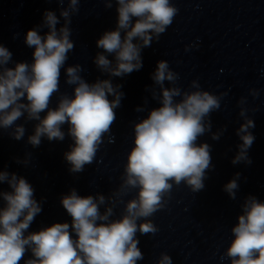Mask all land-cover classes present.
Masks as SVG:
<instances>
[{
	"label": "clouds",
	"instance_id": "obj_1",
	"mask_svg": "<svg viewBox=\"0 0 264 264\" xmlns=\"http://www.w3.org/2000/svg\"><path fill=\"white\" fill-rule=\"evenodd\" d=\"M64 2L58 0L60 5ZM104 2L105 7H112L113 0ZM115 3L116 28L105 31L96 41L103 52L97 53L94 63L109 77H123L143 67L142 50L159 40L178 9L170 0ZM79 4L80 0H67V7H61L64 24L59 29L60 19L55 12L46 10L42 25L27 31L25 43L34 48L31 64L19 62L7 67L12 53L0 45V129H12L9 135L19 141L26 129L16 121L22 117L25 122L37 121L33 134L27 138V143L35 148L42 138L63 141L66 133L62 128L67 124V135L73 144L64 158L70 165L69 172L74 174L93 162L103 137L116 121L115 109L124 96L122 85L113 84L111 79L87 82L81 75L82 66L76 64L65 69V83L74 86V94H61L56 107H49L53 95L60 91L61 69L74 49L69 25L72 15L79 12ZM41 27L48 29L44 35L40 34ZM188 50L186 46L185 51ZM105 53L113 55L114 62ZM151 79L160 89L159 96L152 92L159 106L133 124L134 146L127 155L120 189L108 197L99 193L80 196L71 189L60 201L71 224L54 223L28 232L42 211V204L34 199V189L24 177L0 171V183L6 182L11 189L0 191L4 202L0 207V264H20L21 260L24 264H137L144 258L137 232L144 235L158 231L148 218L165 206L164 197L170 195L173 184L183 182L192 192L205 187L206 171L214 167L212 149L208 143L197 141L205 133H210L213 140L223 135L226 128L212 132L210 115L220 109L226 93L216 95L201 90L198 80L191 82L193 91H182L176 86L178 73L171 70L166 60L157 62ZM166 81L172 86L165 87ZM249 94L258 97L259 90L250 89ZM246 103L243 96L238 101L239 116L244 122L236 130L242 143L231 161L233 165L251 163L248 150L255 137L249 130L255 124L247 115ZM136 111L142 112L144 107H137ZM17 162L26 165L28 159ZM239 177L236 173L223 186L231 199H236ZM130 189H138L137 195L126 202L119 219H110L116 203L113 197ZM102 205H106L103 212ZM241 208L242 214L231 228L233 239L225 256L230 264H264V202L249 195ZM138 220L143 222L137 224ZM29 251L31 258L25 260ZM157 264H172V259L162 252Z\"/></svg>",
	"mask_w": 264,
	"mask_h": 264
}]
</instances>
